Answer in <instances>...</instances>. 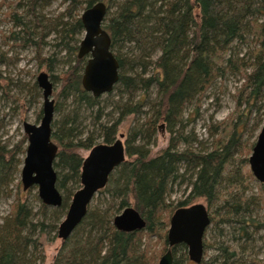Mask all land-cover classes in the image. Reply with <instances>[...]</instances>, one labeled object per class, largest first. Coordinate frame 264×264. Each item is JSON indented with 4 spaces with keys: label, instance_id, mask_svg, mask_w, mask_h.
Wrapping results in <instances>:
<instances>
[{
    "label": "trees",
    "instance_id": "trees-1",
    "mask_svg": "<svg viewBox=\"0 0 264 264\" xmlns=\"http://www.w3.org/2000/svg\"><path fill=\"white\" fill-rule=\"evenodd\" d=\"M40 1L31 0V8L21 15L17 11L21 3L17 1L9 15L30 34L28 41L37 48L38 58L52 70L55 57L41 54L48 25L42 26L41 34L32 33L25 20ZM69 1L76 7L85 1L88 8L96 0ZM113 7L114 11L108 9L104 28L112 39L111 49L120 64V78L106 95L109 98L105 106L112 105L119 117L113 122L98 123L102 118L103 95L95 97L83 87L88 57H78L81 40L76 36L84 33V26L80 15H72L76 11L72 8L70 21H60L55 26L64 47L75 55V64L66 72L57 94L71 100L69 111L56 103L55 114L60 113V119L52 124V139L59 146L54 168L63 204L49 209L51 206L42 202L45 218L35 221L33 206L23 199V191L18 188L11 212L0 223V264L44 262L40 237L55 232L54 222L67 213L74 193L81 187L84 156L80 151L90 150L100 138L103 143H113L118 127L129 115L135 116L136 126L130 131L126 145L128 160L115 169L108 185L98 192L119 203L104 207L106 198H94L87 215L64 241L53 264H155L168 247L167 232H160L164 225H169L168 215L179 207L191 205L193 198L204 197L209 205L214 204L235 157L245 148L246 130L255 131L262 123L258 119L251 126L250 113H238L237 108L233 114L236 120L230 119L224 127H211L210 134L218 135L211 149L198 150L183 134L187 105L197 102L199 107L201 97L225 74L224 63L233 62V57L240 55L238 50L250 45H253L251 71H243L245 82L238 107L244 103L252 106L257 99L263 100L264 108V0H115ZM33 35L38 38L36 41L31 40ZM17 36L14 32L13 37ZM233 50L236 52L232 54ZM153 89L158 93L155 102L151 101ZM147 105L149 110H145ZM84 108L98 109L93 130L84 128ZM162 127L170 133L169 144L153 156L150 147ZM192 138L194 143L199 142L196 135ZM27 142L25 134L14 147L0 143V199L3 195H13L11 186L24 162L19 155L26 153L27 147L23 145ZM187 143L188 147L182 150L180 146ZM183 167L185 172L181 173ZM189 171H192L190 198L180 200L173 208L168 198L178 180L181 177L185 180ZM259 185L264 203V183ZM34 188L37 187L33 186L29 192ZM131 198L147 225L134 232L117 230L114 217L131 206ZM210 217L212 224L216 214ZM156 239L166 245L163 251L153 252L151 245ZM173 254L174 264H183L182 261L197 264L190 260L185 244L174 247ZM230 256L236 254L200 264H229Z\"/></svg>",
    "mask_w": 264,
    "mask_h": 264
},
{
    "label": "rangeland",
    "instance_id": "rangeland-1",
    "mask_svg": "<svg viewBox=\"0 0 264 264\" xmlns=\"http://www.w3.org/2000/svg\"><path fill=\"white\" fill-rule=\"evenodd\" d=\"M17 1L21 3L17 9L18 14H24L26 9L31 8V0H0V143L9 144L10 147L18 145L25 135L23 126L25 121L35 124H39L41 121L44 98L43 90L37 82V77L41 72H47L51 80L52 76L55 77L52 80L54 83L53 97L57 105L64 108L66 112L69 111L68 107L71 105V100L62 99L57 94L61 90L66 72L75 64V55L70 54L64 47L62 36L55 32L57 28L55 26L58 23L70 21L71 12L69 10L72 8L76 10L75 12L73 11L74 13L72 12V15L76 16L78 14L81 17L88 5L85 1L79 7H76L69 0H41L38 2L34 13L30 11V14L25 18L32 33L41 34L42 26L48 25L46 29L47 36L44 38V44L42 43L41 54L43 57H55L53 69L50 70L43 60L41 61L38 58L37 48L28 41L30 34L24 32L22 25L17 26L15 20L9 15L11 11H14L11 6L15 5ZM98 1H104L109 6V10H115V7L111 9L112 1L115 0H96L94 4ZM58 29L60 30V27ZM14 32L18 33L19 36L13 37ZM83 36L84 34L82 33L76 37L82 40ZM32 38L35 41L38 39L34 35L31 40ZM252 46L237 47L236 50L240 48L238 50L240 52L239 57L235 55L233 62L224 63L223 66H227L225 74L219 77L213 86L201 97L199 107L197 102H193L191 105H187L183 114L186 122H184L186 127L183 130V134L193 143L192 146L194 145L198 150L212 148L213 141L218 135L214 134L212 136L210 134L211 127L217 125L224 127L230 119L236 120L237 116L233 114L237 108H239L238 113H246L247 111L250 113L251 126L258 119L262 120L259 129L255 131L246 130L243 139L245 148L235 157L234 165L224 181L219 199L212 205H209L204 197L193 198L190 201L191 205L202 202L207 205L211 216L216 214V221L209 226L204 237L205 252L202 262L215 260L218 262V259L224 260L227 255L235 253V257L230 256L229 264H264V203L260 199V182L252 175L249 164V157L253 152V147L264 124L263 100L256 99L254 104H250L252 106L244 103L243 106L238 107V97L245 82L243 71H251ZM236 50H233L232 54ZM235 66L236 68H234ZM106 95L102 96V106L100 108L102 118L98 122L99 124L113 122L112 120H116L119 117L112 105L108 104L105 106V101L109 98ZM157 95V90L153 89L152 102L157 100ZM197 108H199L198 112H196ZM97 110V108L94 110L83 109L82 122L85 129H94ZM145 110H149L148 105ZM59 119L60 113H56L54 120L58 121ZM135 126V116L129 115L118 127L115 139L120 138L121 134H123L122 140L127 145L129 133ZM178 128L180 129L181 126H178ZM193 135L198 137L199 142L194 143L192 141ZM169 140L170 133L162 127L150 147L151 155L155 156L160 153L162 149L168 146ZM102 142V138L97 141V143ZM27 145L28 142L23 147L26 148ZM188 145V143L182 144L180 147L183 150ZM89 151L82 149L80 153L86 157ZM25 155L26 153L19 156L24 160ZM242 159L247 161L242 163ZM22 165H20V171L11 186L13 195H3L0 199V223L11 212L18 188L23 191V199L33 206L35 221L45 218L41 211L42 201L38 194V188L32 189L31 192H29V189H23L21 182ZM183 172H185L184 167L181 173ZM184 178L185 180L182 177L178 180L174 186V191L168 198V203L173 208L176 207L180 200L190 198L192 171L185 173ZM95 198H103V200L106 198L104 207L119 203V201H112L106 194L97 193ZM131 200V206L134 207L133 198ZM52 208L50 207L49 209ZM172 214L168 215L169 225L167 227L164 225L161 228L160 232L162 234L168 232ZM64 217L65 214L59 222H54L57 226L55 232L43 234L40 237L45 256L42 264H53L58 251L63 246L64 241L58 237V229ZM151 246L154 250L153 252L163 251L166 247L163 241L157 239L152 242ZM162 255L157 257L155 264L159 263ZM182 263L185 264L183 261Z\"/></svg>",
    "mask_w": 264,
    "mask_h": 264
},
{
    "label": "water",
    "instance_id": "water-1",
    "mask_svg": "<svg viewBox=\"0 0 264 264\" xmlns=\"http://www.w3.org/2000/svg\"><path fill=\"white\" fill-rule=\"evenodd\" d=\"M108 9L104 1H98L81 15L84 36L79 44L78 57H88L82 84L95 97L112 92L120 78V64L111 49L112 39L104 28ZM37 82L43 90V115L39 124L28 121L23 124L28 145L21 169V182L24 190L37 186L39 197L45 205L60 207L63 196L57 187L58 175L54 168L59 146L52 139L56 106L54 83L47 72H41ZM123 137L121 134L113 143L96 144L84 157L81 187L74 193L59 225L58 237L63 241L68 240L83 221L90 204L97 193L108 185L115 169L128 160ZM249 164L255 178L264 183V124L249 157ZM113 224L117 230L134 232L143 230L147 221L135 207L128 206L114 217ZM210 225V211L206 204L199 202L177 208L170 219L167 251L158 264H174L173 248L179 244L188 247L192 261L201 263L205 252L204 237Z\"/></svg>",
    "mask_w": 264,
    "mask_h": 264
},
{
    "label": "bare ground",
    "instance_id": "bare-ground-1",
    "mask_svg": "<svg viewBox=\"0 0 264 264\" xmlns=\"http://www.w3.org/2000/svg\"><path fill=\"white\" fill-rule=\"evenodd\" d=\"M188 248V247H187ZM191 260V259H190ZM192 261V260H191ZM194 262V261H193ZM197 264H200V263H197Z\"/></svg>",
    "mask_w": 264,
    "mask_h": 264
},
{
    "label": "flooded vegetation",
    "instance_id": "flooded-vegetation-1",
    "mask_svg": "<svg viewBox=\"0 0 264 264\" xmlns=\"http://www.w3.org/2000/svg\"><path fill=\"white\" fill-rule=\"evenodd\" d=\"M55 119V118H54ZM116 140V139H115Z\"/></svg>",
    "mask_w": 264,
    "mask_h": 264
}]
</instances>
